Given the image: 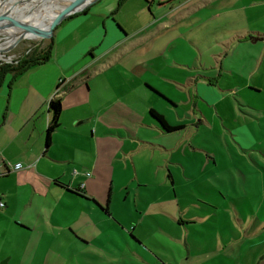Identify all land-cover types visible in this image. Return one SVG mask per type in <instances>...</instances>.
Returning <instances> with one entry per match:
<instances>
[{"label":"rangeland","instance_id":"obj_1","mask_svg":"<svg viewBox=\"0 0 264 264\" xmlns=\"http://www.w3.org/2000/svg\"><path fill=\"white\" fill-rule=\"evenodd\" d=\"M167 1L172 2L164 5L159 0L152 3L126 0L123 6L115 9L118 13L114 11L110 16L122 25L126 18L139 13L132 20L128 18L130 26H124L127 31L148 23L140 30V39L133 40L127 51L117 53L119 58L111 56L92 66L90 82L79 87H75V83L73 91H66L69 95L61 97V106L71 103L69 107L80 120L76 134L62 130L57 133V139L52 138L47 149L55 160H52L53 168L68 169L70 166L97 177L90 189L97 199L95 202L105 206L110 193L111 211L131 223V230H152L159 240L160 233L153 218L146 216L141 222L138 202L142 199L148 202L165 194L167 190H162L158 181L166 174L156 168L127 166L124 155L134 148L138 139L156 134L150 124L151 107L158 112L165 111L170 118L186 116L189 119L185 123L204 119L207 125L197 130L193 124L188 127L187 135L192 146L204 152V158L210 156L212 161L211 155H214L219 165L200 168L194 153L189 169L170 168L177 176V195L186 199L192 197L193 190L197 199L217 202L224 210L221 218L227 234L230 238L237 236L236 253L231 255L240 264H258L264 260V58L261 62L264 49L260 54L258 49H253L255 57L239 62V56H229L228 40L231 44V36L242 33L243 26L248 23L254 25L253 30L264 31V13L253 14L258 17L247 21L250 11L222 6L219 0L207 7L205 0ZM224 9L232 11L227 13V18L238 15L239 19L228 21L223 15ZM13 34L15 38L0 37V62H12L35 43L43 42L44 45L48 41L28 32L25 38L12 45L21 32ZM250 39L259 41L262 37L252 35ZM241 54H246L245 49L240 50ZM222 59H225V68L232 65L234 72L221 69ZM197 76L210 81V86L221 97L211 104L204 101L200 116L193 118L186 109L192 111L194 97L192 95L190 101L187 92L181 89L192 85ZM8 79L9 76L3 85ZM254 86L259 92L252 90ZM158 89L169 93L176 102ZM71 109L66 111L67 119L73 116ZM177 128L180 132L184 125ZM222 132H228L229 143L224 141ZM231 132L239 133L240 147L231 140ZM136 174L148 177V185L139 186ZM193 176L201 179H192ZM94 200H84V207L72 203L59 223L35 220L34 230L28 236L20 234L17 238L14 233L0 229V251L13 255L12 264L18 261L82 264L100 260L102 250L108 245L127 246L124 232L112 226V219L111 223ZM127 236L133 243L128 230ZM146 241L153 247L159 245L156 241ZM163 241V244L166 241L171 244L164 237ZM7 259L8 256H4L0 264H5Z\"/></svg>","mask_w":264,"mask_h":264},{"label":"crops","instance_id":"obj_2","mask_svg":"<svg viewBox=\"0 0 264 264\" xmlns=\"http://www.w3.org/2000/svg\"><path fill=\"white\" fill-rule=\"evenodd\" d=\"M144 1L153 2V0ZM205 1L207 7L214 0ZM219 1L222 2V6L230 5L241 11H250L246 17L247 21L258 17L253 14L264 13V0ZM125 2L126 0H98L84 10L63 19L53 30L54 43L50 60L29 69L11 84L0 87V171L2 172L0 201L4 203V206L0 207V229L14 233L17 238L20 234L30 235L34 230L35 220L46 221L50 224L59 223L60 217H66L65 212L72 203L84 207L82 203L84 200L96 199L90 193V189L97 177L89 172H86L89 173L86 175L70 166L68 169L53 168L52 164L55 160L49 155L47 149L52 143V138L57 139L59 137L57 133L62 130L76 134V126L79 124L80 117L71 109V106L69 107L71 103L61 106L59 125L51 133L50 143L46 145V129L51 118L48 103L52 98L61 99L69 95L66 91L72 92L73 88L90 82L92 66L98 65L101 60L111 56L119 58L117 53L127 51L133 40L140 39L142 32L140 30L148 22L133 27L131 31H127L124 27L130 26L128 18L132 20L139 13L126 18L122 25L110 18L115 9L123 6ZM159 2L165 5L172 1L159 0ZM142 9H144L143 6ZM115 12L118 13V9ZM229 12L232 11L223 10L225 18ZM238 19V15L227 18L228 21ZM253 26L252 23H248L243 26L242 33L231 36L233 37L231 44L228 40L229 56H239L240 59L237 60L239 62L255 57L251 52L253 49H258L259 54L264 49V31L258 28L253 30ZM252 35H257L262 39L254 41L250 39ZM241 49H245L246 54L240 55ZM245 56L246 58L243 59ZM224 60L222 59L221 69L224 68L230 73L234 72L232 65L225 68ZM187 78L184 80L185 83ZM194 80L192 85H184L185 87L181 89L187 92L189 99L192 95L194 97L192 111L186 109V112L192 114L193 118L200 116L201 105L204 101L211 104L221 97L215 88L210 86L211 83L206 78L197 76ZM170 81L173 82L172 77ZM255 88L258 87L254 86L252 90L259 92ZM158 91L176 102L166 91L162 89ZM168 103L171 106L173 104ZM173 106L176 105L173 104ZM70 109L73 116L67 119L66 111ZM160 112L158 113L164 116L169 125L175 127L184 125L182 131L178 132V128L166 131L150 116V124L156 134L150 135L147 139L146 137L138 139L139 142L135 143L134 148L124 155L127 166L130 164L133 168H156L166 174L165 177L161 175L158 185L167 192L148 202L144 199L138 202L141 222L145 221L146 216H151L158 226L159 240L153 235L152 230L148 232L144 228L138 231H135V228L131 230V223L125 222L120 215L111 211L109 193L105 206L99 205L95 200L94 202L110 217L106 216L109 221L112 219V226L115 225L120 232L121 230L124 232L123 237L127 246L120 248L108 245L102 250L100 260L87 261L82 264H240L231 255L236 253L237 236L230 238L231 235L227 234L225 221L221 218L224 210L219 208V204L213 200L202 199L205 200L202 202L197 199L193 190L190 193L192 197H186V199L177 195L179 194L175 183L177 176L170 169H189L190 160L195 157L194 153H196L200 168L219 165L214 155H211L214 158L212 161L210 156L204 158V152L197 151L187 135L189 126L195 124L198 130L200 126L207 125V123L204 119L185 123L189 119L186 116L170 118L165 111ZM68 125L70 129H67ZM222 135L225 136L224 141L229 143L228 132H222ZM230 136L234 144L240 147L239 133L231 132ZM18 163L21 164L20 167L16 166ZM191 178L201 179L197 176ZM135 181L141 187L147 186L149 182L148 177L137 174ZM74 189H79V191L76 192ZM98 202L102 204L100 200ZM127 230L133 243L128 236L125 237ZM74 232L77 233L76 230ZM163 237L169 239L171 244L167 241L163 244ZM146 240L156 241L159 245L153 247ZM6 255L8 259L5 264H12L13 255L0 251V259ZM245 263L248 264V262ZM259 263L264 264V260ZM18 264L33 263L32 261L28 263L18 261Z\"/></svg>","mask_w":264,"mask_h":264},{"label":"trees","instance_id":"obj_3","mask_svg":"<svg viewBox=\"0 0 264 264\" xmlns=\"http://www.w3.org/2000/svg\"><path fill=\"white\" fill-rule=\"evenodd\" d=\"M42 43H35L33 47L29 48L12 62H0V87L3 85L7 76H9L7 84H11L17 77L29 69L47 63L50 60L54 43L53 37L51 36L44 45ZM48 109L51 112V118L46 129V145L50 143L51 133L59 125L61 99L59 97L52 98L48 103ZM149 114L160 124L162 129L171 131L177 128L169 125L164 119V116L153 108L149 110ZM74 190L76 192L79 191V189Z\"/></svg>","mask_w":264,"mask_h":264},{"label":"bare ground","instance_id":"obj_4","mask_svg":"<svg viewBox=\"0 0 264 264\" xmlns=\"http://www.w3.org/2000/svg\"><path fill=\"white\" fill-rule=\"evenodd\" d=\"M30 1L31 0H0V14L7 12L10 17L18 21L45 28L50 25L54 15L69 0H35L34 3ZM39 7L41 8L39 9ZM21 18H25V20ZM2 26L10 29L0 28V37L11 36L15 38L13 32H21V34L28 33L21 26L10 25V21L7 18L0 20V27ZM12 45H14V43Z\"/></svg>","mask_w":264,"mask_h":264},{"label":"water","instance_id":"obj_5","mask_svg":"<svg viewBox=\"0 0 264 264\" xmlns=\"http://www.w3.org/2000/svg\"><path fill=\"white\" fill-rule=\"evenodd\" d=\"M98 0H69L66 4H64L59 11L54 15L50 25L48 27H36L32 24L29 23H24L21 21H18L16 19H14L13 17H10L8 15L7 12L1 13L0 14V20H3L5 18H7L10 21V25H17V26H21L25 29L26 32H30L36 36H38L40 39H49L52 34H53V30L54 28L65 18H67L68 16H70L73 13L76 12H80L82 10H84L86 7H88L89 5L97 2ZM26 35L25 34H20L14 44L16 42H18L19 40L25 38ZM1 264H4L1 263Z\"/></svg>","mask_w":264,"mask_h":264},{"label":"built area","instance_id":"obj_6","mask_svg":"<svg viewBox=\"0 0 264 264\" xmlns=\"http://www.w3.org/2000/svg\"><path fill=\"white\" fill-rule=\"evenodd\" d=\"M17 167H20L21 166V164L20 163H18L17 165H16ZM2 174V172L0 171V175ZM86 175H89V173H85ZM4 206V203L2 202V201H0V207H3Z\"/></svg>","mask_w":264,"mask_h":264}]
</instances>
